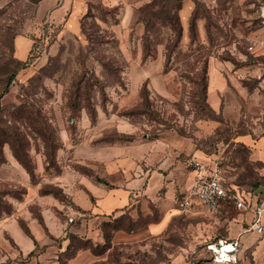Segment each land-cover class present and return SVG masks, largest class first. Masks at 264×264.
I'll use <instances>...</instances> for the list:
<instances>
[{"label":"rangeland","instance_id":"obj_1","mask_svg":"<svg viewBox=\"0 0 264 264\" xmlns=\"http://www.w3.org/2000/svg\"><path fill=\"white\" fill-rule=\"evenodd\" d=\"M40 1L0 0V89L8 74L16 72L0 98V128L18 131L28 166L34 171L32 180L42 182L43 194L60 191L50 180L62 171L58 154L64 146L63 136L74 138L82 121L104 126L100 135L104 142L187 138L202 152L219 155L228 177L236 183L251 188L260 180L250 148L238 137H258L264 123L258 120L264 106V81L257 76L264 59L254 55L255 47L250 49L257 31L264 27L260 19L264 0H194L188 32L182 26L181 34L170 23L171 16L179 14V1L167 0L164 7H156L158 18L145 13L149 28L140 21L141 7L136 20L145 24V31L141 35L132 32L125 41L128 51L114 29L120 22L119 8L100 0H82L77 19L52 23L40 15ZM202 26L205 35L200 33ZM18 39L32 41L25 59L17 53ZM140 48L143 63L131 65ZM161 50L163 64L147 68L155 77L140 80L145 64L157 59ZM146 52L153 57L144 61ZM214 61L230 80L220 112L212 109L208 99ZM122 123L132 132H119L117 126ZM8 152L28 173L10 144L2 143L0 158L6 161L0 163V215L13 210L12 199L22 200L27 193L26 186L11 179L20 174L10 165ZM40 162L43 173L38 171ZM26 211L23 216L34 217L46 228V211L40 204L31 203ZM56 213L68 222L70 217L74 222L77 219L76 208ZM147 221L128 213L103 221L100 238H86L87 244L73 241L77 254L68 264H172L173 254L190 244L195 248L194 262L216 264L205 243L197 239L201 232L194 218L185 214L174 218L159 236L145 233ZM22 225L30 230L24 218ZM118 231L143 234L118 241ZM54 239L61 248L66 238ZM46 247L39 244L35 255L23 257V263L33 260L35 264Z\"/></svg>","mask_w":264,"mask_h":264},{"label":"crops","instance_id":"obj_2","mask_svg":"<svg viewBox=\"0 0 264 264\" xmlns=\"http://www.w3.org/2000/svg\"><path fill=\"white\" fill-rule=\"evenodd\" d=\"M105 6L121 10L120 22L115 31L122 38L124 50L129 49L125 41L130 40L133 31L143 34L145 24L136 20V11L153 0H100ZM194 0H183L179 10L180 20L187 33L194 14ZM83 10L82 0H41L39 13L46 16L49 22L59 23L63 20L72 22L80 16ZM205 27H200V33L205 35ZM258 38L254 41V55L264 59V46L259 44L264 40V27L257 31ZM24 39V38H22ZM17 53L21 59L28 57L33 46L32 41L17 40ZM20 52V53H19ZM132 58L131 65L143 63L141 48ZM164 62L162 50L157 59L145 64L140 80L151 76L150 65L161 66ZM149 70H148V69ZM257 76L264 81V66L257 71ZM230 90V80L221 71L217 62H212L209 71L208 99L212 109L220 112L224 109L223 97ZM259 119L264 120V106L259 112ZM115 125V124H114ZM128 124H120L117 129L121 133L132 132L126 129ZM264 123H261V134L258 137L244 134L238 141L246 144L251 151V159L257 164L260 180L251 187L248 195V208L239 211L234 205L228 204L223 213L212 217L204 212L201 205H196L190 213L201 232L197 237L206 245L220 239H239L241 249L238 262L235 264H264V232L259 233L252 225L256 218V208L264 203ZM108 126V125H107ZM102 127V128H101ZM82 121L80 129L74 138L68 134L63 136L64 146L58 154L62 171L50 181L60 187L66 196L61 200L54 194L41 193L42 182L34 183L30 175L23 170L15 158L8 152L7 159L13 165L20 177L11 178L27 187L24 199H12L14 208L10 213L0 215V264H33V260L23 263V257L36 251L38 245L47 246L35 259V264H60L58 252L65 251L68 245V233H73L83 239H98L101 234V224L108 219H116L125 213L132 217H146L148 221L145 233L159 236L166 232L172 220L184 215L178 208V200L192 184L194 171L188 166L191 157L209 163L217 154L204 153L187 138H176L165 141V138H140L134 140H119L104 142L100 139L103 127ZM123 127V128H122ZM86 128L88 129L85 132ZM84 168L88 169L84 171ZM43 162L39 163L38 171L44 172ZM101 178L103 181H98ZM48 181V180H47ZM31 203L40 204L46 211L44 221L49 233L37 219L25 215ZM73 205L76 208V221L69 223L56 211L63 212ZM49 211H55V213ZM34 236H30L22 225V219ZM264 223V213L262 216ZM142 232L118 231L115 238L118 241L129 238H140ZM54 238H66L59 248ZM37 240V243L36 241ZM195 248L193 244L181 247L173 254L172 264H199L193 261ZM81 256L78 254L77 259ZM72 259V263H73ZM160 264H166L162 262Z\"/></svg>","mask_w":264,"mask_h":264},{"label":"built area","instance_id":"obj_3","mask_svg":"<svg viewBox=\"0 0 264 264\" xmlns=\"http://www.w3.org/2000/svg\"><path fill=\"white\" fill-rule=\"evenodd\" d=\"M260 19L264 25V7L261 9ZM259 44L264 46V40H260ZM253 48L250 46L251 50ZM188 166L195 174L191 186L178 200V208L183 214L190 213L196 205H201L204 212L212 217L220 216L228 204L234 205L239 211L248 208L247 200L252 188L231 180L221 158L205 163L191 157ZM69 209L75 210V207L70 205ZM263 213L264 203H261L256 208V218L252 225L259 233L264 232ZM69 222H74V218L70 217ZM206 249L210 252L214 263L235 264L239 259L241 244L239 239H220L208 243Z\"/></svg>","mask_w":264,"mask_h":264},{"label":"trees","instance_id":"obj_4","mask_svg":"<svg viewBox=\"0 0 264 264\" xmlns=\"http://www.w3.org/2000/svg\"><path fill=\"white\" fill-rule=\"evenodd\" d=\"M166 1L167 0H153L152 2L142 6L143 7V9H141L142 18L140 19V21H143L146 24L147 28H149L151 22L145 16L143 17V15L148 12V13H152L153 16H156L158 18L159 17V15H158L159 13H158V10H156L155 8L156 7H161V6L164 7V3ZM177 1L180 2L179 5L177 6V8L180 9L183 0H177ZM170 23H171L172 28H173V30L175 32H178L179 34L182 33V25H181L179 14H176L175 16H171ZM147 31L149 32L148 29H147ZM149 57H153V55L151 53L146 52L144 54V61H147ZM0 74H1V72H0ZM15 74H16V72H11V73L8 74V77L5 80V83L2 86V89H0V98H1V96L3 94V92L6 91L7 89H9L10 84L12 83V81H13V79L15 77ZM0 81H1V79H0ZM7 130L9 132H7L5 129H1L0 128V146H1L2 143L3 144L4 143H9L11 148H12L13 154L15 155L17 160L20 161L26 167L28 173L31 176V179H33L34 171L32 170V168H30L28 166V163H27L28 159H27L26 155L24 154V147H23V144H22L23 142H22V139L20 138V135H19L18 131H16V129L10 130V128L7 129ZM5 161H6L5 157H1L0 158V163L5 162ZM97 180L98 181H103L101 178H97ZM59 190L60 191H57L55 193L53 191L52 192L48 191V192H45V193L54 194L56 197L60 198L61 200H65L66 199L65 194L63 193L61 188H59ZM41 193H44V192L41 191ZM26 232L30 236H32L34 238L32 233L30 232V230L27 229ZM66 238L70 240V243L68 244L66 250L61 252L59 257H58V261H59L60 264H68V261L71 258H73L74 256H76L77 249L75 248V246H73V244H72L73 241L79 240V242L84 243V244H87L89 242L88 240H85L83 238L81 239L79 236H77V235H75L73 233H68ZM35 241L37 243V240H35ZM34 255H35V250L30 252L28 254V257H32ZM62 256H65V259Z\"/></svg>","mask_w":264,"mask_h":264}]
</instances>
